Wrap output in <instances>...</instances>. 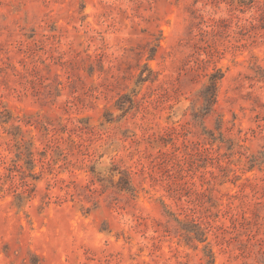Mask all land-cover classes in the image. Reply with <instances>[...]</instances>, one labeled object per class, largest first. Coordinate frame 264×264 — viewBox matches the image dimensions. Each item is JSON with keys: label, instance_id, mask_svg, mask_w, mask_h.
I'll list each match as a JSON object with an SVG mask.
<instances>
[{"label": "rangeland", "instance_id": "rangeland-1", "mask_svg": "<svg viewBox=\"0 0 264 264\" xmlns=\"http://www.w3.org/2000/svg\"><path fill=\"white\" fill-rule=\"evenodd\" d=\"M6 109L0 264H264V0H0Z\"/></svg>", "mask_w": 264, "mask_h": 264}, {"label": "trees", "instance_id": "trees-1", "mask_svg": "<svg viewBox=\"0 0 264 264\" xmlns=\"http://www.w3.org/2000/svg\"><path fill=\"white\" fill-rule=\"evenodd\" d=\"M240 4L245 5L246 3L244 1H240ZM211 85L207 88L204 100L206 102V109L212 111L213 106L217 103V96H218V80H220V77H213L212 78ZM12 120V116L10 112L6 109L4 111H0V124H9ZM257 159L252 160V166H255L257 164ZM209 256L214 258V254L212 251H209Z\"/></svg>", "mask_w": 264, "mask_h": 264}]
</instances>
